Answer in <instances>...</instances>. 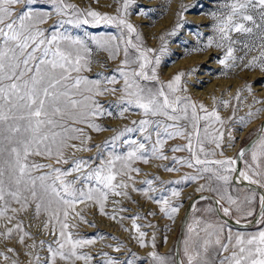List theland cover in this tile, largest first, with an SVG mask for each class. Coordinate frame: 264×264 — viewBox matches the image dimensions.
I'll list each match as a JSON object with an SVG mask.
<instances>
[{
    "label": "snow or ice",
    "instance_id": "6c2138e0",
    "mask_svg": "<svg viewBox=\"0 0 264 264\" xmlns=\"http://www.w3.org/2000/svg\"><path fill=\"white\" fill-rule=\"evenodd\" d=\"M46 2L51 5L50 11L36 10L34 5L37 0H0V218L11 223L17 213L26 212L29 208L34 209L37 217L42 213L48 216L43 227L49 229L51 226V234L55 236L53 243L56 246L48 244V258L42 261L37 255L36 264H56L57 258L65 261V264H74L75 261L91 264L92 257L78 252L77 249L92 241L73 239L72 233L68 231V217L75 211L77 203L85 201H94L103 213L109 192L114 195H127L126 192L118 191L128 185L123 181L116 182L117 177L138 172L139 169L131 166L135 160L148 162V149L145 143L137 140L124 141L130 148L126 155L112 153L104 160L102 153H98L100 166L89 169L86 175L77 176L73 180L66 177L73 171L80 172L87 162L76 160L73 168L62 170L32 159L55 158L57 163L62 160L67 163L63 159V149L75 148L76 145H69L68 142L84 135V129L76 125L84 124L94 131H101V127L93 119L105 114L113 115L112 112L105 113L96 99L106 93H121L119 104L124 106L120 111L121 116L129 108H136L144 117L132 122L136 127L125 128L112 137L113 143L125 133L136 131L144 134L143 139L148 141L154 132L156 141L151 153L162 159L166 158L159 154L165 138H185L186 145L172 149H187L191 153L190 161H176L195 168L197 172V175L185 177V180L194 181L203 178V173L209 174L210 181L220 182L210 190L216 192L220 200H225L229 205L222 209L225 215H229L234 208L237 213L253 216L255 192L239 199L234 198L228 191L233 179L231 173L237 171L234 167L236 159H207L208 156H214L215 151H206L205 144H214L216 149H220L224 137V132L215 127L217 124H224L216 111L215 98L214 106L209 111L205 105H197L189 97L177 95L181 91L180 82L184 73L176 74L167 83L159 81L157 67L160 57H151L149 54L154 50L142 47L137 28L127 19L131 0H122L115 16L91 9L81 11L64 0ZM17 5H21L19 10ZM53 12L58 16L70 13L75 17L57 21L61 26L64 23L78 26L81 22H104L114 24L119 29V36H111L104 41L93 37V42L106 50L110 59H114L123 46V59L116 70L119 79L123 81L120 88L102 87L105 82L116 85L119 82L116 75L105 76L103 80L89 79L81 75L82 72L90 70L91 49L83 40L63 32L54 31L50 36L47 35V30L40 25L46 23ZM146 12L142 8L139 13L132 14L143 15ZM213 16L217 20L215 28L219 37L215 47H226L224 58L219 63L228 67L229 60H243V56L234 55L237 50L234 45L239 43L245 55L247 52L258 51V55L248 60L245 67L259 66L264 70V0H225L221 14ZM81 17H84L82 21ZM233 34L243 39H234ZM213 43L209 39L207 47L213 46ZM154 82L159 83V87ZM236 98L239 99V92ZM223 103L225 106L228 104L227 101ZM259 111L261 110L257 109L256 113ZM256 113L249 111L247 115L251 118ZM182 121L187 122L192 131H187L181 124ZM239 122L243 125L246 123L245 118L240 117ZM107 144L105 142L103 147H107ZM247 147L251 152V160L240 175L249 184L264 188V122L256 129L253 140ZM245 154V149H241L238 155L242 158ZM201 155L205 159H201ZM45 168L49 170L42 171ZM174 170L171 167L166 169ZM128 178L131 179V176ZM91 181L95 183H89L87 190L77 187L78 182L84 184ZM146 183L150 184L151 181ZM173 183L179 184L181 181ZM204 188L205 185H201L198 190L202 191ZM171 194L174 197L179 196L176 189ZM156 203L160 204V211L169 219L179 211L178 206L170 204L163 196ZM259 205V223L264 224V194L259 196ZM135 220L134 217L132 227L139 234L140 246L144 247L145 233L139 232ZM56 224L60 228L58 235L55 233ZM200 224L198 219L195 226L189 225L190 235L184 242L185 259L180 264H264V228L253 234L229 232L224 236L222 225L205 223L201 228ZM14 230L21 233V243L30 235L24 231L21 223H16L13 228L7 229L5 237H9ZM40 243L43 246L45 242ZM152 247L155 248L154 238ZM213 253L216 259L213 258ZM148 256L154 264H176L175 259L161 256L155 251L149 252ZM4 259L7 260L8 257L5 256ZM103 264H134V261L127 259L117 262L109 258Z\"/></svg>",
    "mask_w": 264,
    "mask_h": 264
},
{
    "label": "rangeland",
    "instance_id": "374dc122",
    "mask_svg": "<svg viewBox=\"0 0 264 264\" xmlns=\"http://www.w3.org/2000/svg\"><path fill=\"white\" fill-rule=\"evenodd\" d=\"M67 4L75 5L81 11L89 9L95 10L101 14L110 16L117 15V9L121 7L122 0H64ZM225 0H131L129 15L127 19L134 24L140 34L142 47L154 50L149 55L151 57L159 56L160 64L157 67L159 81L167 83L178 73H184L181 77V91L176 93L182 97H189L197 105L203 104L209 111L213 108V98H215V108L224 121L223 125L217 124L216 128L224 132L221 142V148L216 149L214 144L206 143V151H215L214 156H208L207 159H226L234 158L235 151L243 144L254 132L255 126L261 118H264V70L259 66L251 68L245 67L248 60L258 55V51L245 52L241 44H236L237 49L234 52L236 57L243 56L244 59H237L235 62L227 61L228 67L219 63L224 58L226 47L217 48L215 42L219 40L216 32L217 20L213 14L219 16L223 11ZM17 10L21 5L16 6ZM36 10H51V5L46 0H37L34 5ZM146 9V14L139 13L141 9ZM75 19L69 13L65 16H58L54 12L46 23L40 25L46 29L47 35L54 31L63 32L73 38H79L91 49L89 57L91 60L90 70L84 71L81 75L89 79H101L105 76L116 75L120 61L123 59V46L121 52L114 58H109V53L97 46L93 42L96 40L104 41L111 36H119L120 31L114 24L101 22L96 24L64 23L62 26L57 21ZM84 17H81V21ZM91 20V18H88ZM55 26V27H54ZM174 33V34H173ZM234 39H243L233 34ZM209 39L214 41L213 46L207 47ZM163 49V51H161ZM259 65V61H257ZM116 85H109L106 82L102 87L122 86V79H119ZM159 87V83H155ZM250 88V90H249ZM239 92V99L236 98ZM121 93H106L96 97L107 114L95 117L93 122L101 127V131H94L84 124L76 125L84 129V135L80 139L69 141V145H76L75 148L67 147L63 149V160L56 162L55 158L45 159L42 157H33L37 163L51 165L53 168L68 170L73 168V162L76 160L85 161L86 166H82L80 172L73 171L66 179L73 180L75 177H83L89 169L100 166L101 160L98 153H102L104 160L110 157V154L126 155L130 150L125 140H137L145 143L148 149V162L135 160L131 163L133 168L139 169L138 172H130L128 176L117 177L116 182L123 181L128 186L118 191L126 192L127 195L108 194L104 202V211L101 213L100 206L94 201H85L77 203L75 211L68 217L67 223L70 225L68 231L72 233L73 239L91 240L92 243L84 244L77 251L92 257L91 264H103L106 259H112L117 262H124L132 259L134 264H154L148 256L149 252L155 251L161 256H167L174 259L173 242L177 234V228L183 214L185 199L198 193L201 185H205V192L215 194L219 201L220 209L229 207L225 200H220L219 195L210 189L216 187L220 182L209 180V174H201L203 178L194 181L185 180V177L195 176V168H189L184 163L176 161L191 160V153L185 149L183 151H172L175 147H183L187 140L182 137L165 138V143L160 149V155L166 158H156L151 153V148L155 144L156 135L151 133V139L145 141L142 133L139 131L125 133L119 140L112 142V137L122 132L125 128L136 127L133 121H139L144 118L139 109L129 108L120 115L122 107L119 104ZM223 101H227L225 106ZM259 101V103L257 102ZM260 109L258 113L256 110ZM256 113L254 117H248V112ZM244 117L246 123L241 125L239 118ZM162 119V118H161ZM203 124V122H201ZM181 124L187 131L192 129L187 122ZM108 142L107 147H103ZM101 146V147H98ZM198 151V147H197ZM222 153V154H221ZM175 158V159H174ZM205 159L203 155L200 157ZM251 152L248 150L242 157L240 171L243 172L250 163ZM119 162L117 167H119ZM174 168V171H166L167 168ZM214 167V166H213ZM45 168L42 171L47 172ZM240 172V173H241ZM233 173H231L232 176ZM151 181V183H146ZM181 181V183H173ZM94 185V181L77 183V187L87 190L88 184ZM176 189L179 196H172V190ZM228 191L234 198L243 199L246 195L256 194L252 210L255 213L259 204L260 193L244 185L230 183ZM168 199L169 203L178 206L172 219H169L160 211V204L156 203L161 197ZM16 207V205H13ZM211 209V211H209ZM223 211V210H222ZM76 213L80 215L77 216ZM12 215V213H9ZM230 216L237 220H249L251 217L237 213L233 208ZM254 215V214H253ZM139 226V232L145 233L143 237L145 246L141 247L139 243V234L133 229V218ZM82 218V219H81ZM61 219L63 216L61 214ZM200 220V227L205 223L223 226V235L227 236L229 232L235 234L241 232L244 234H253L264 228V224L259 223L258 217L254 225L239 229L227 224L217 215L215 204L207 197H198L192 203L188 214L186 215L183 235L180 240L179 260L184 257V242L188 239L190 233L189 225L195 226V221ZM48 216L42 213L40 216L34 214V209L29 208L26 212H20L15 215V219L10 223L7 219L0 218V264H36V256L41 260L48 258L47 245L53 243L55 236L51 234L52 228L45 229L44 222ZM21 223L25 232L30 235L25 237L24 242H20L18 231L14 230L9 237L4 233L8 228H13L14 224ZM59 224L55 225V233L59 234ZM203 236V232H201ZM155 242V248L152 242ZM44 241V245H41ZM35 245V247H31ZM119 249L118 251L116 249ZM12 249L13 251H8ZM106 254V255H105ZM8 257L7 260L4 257ZM213 258L216 259L213 253ZM56 264H65V261L57 258ZM74 264H84V261H75Z\"/></svg>",
    "mask_w": 264,
    "mask_h": 264
},
{
    "label": "water",
    "instance_id": "95a60500",
    "mask_svg": "<svg viewBox=\"0 0 264 264\" xmlns=\"http://www.w3.org/2000/svg\"><path fill=\"white\" fill-rule=\"evenodd\" d=\"M264 122V118H261L257 125L255 126L256 128L254 129L253 134L243 143L240 145V147L237 148V150L235 151V159H236V163L234 165V167L237 169L236 172H234L232 174L233 177V182L236 183L237 185H244L246 187H249L251 189H253L254 191H258L261 194H264V188H260L257 185H252L249 184L248 181L243 180V178L240 175V168H241V162H242V158L239 157V152L241 149H245V152L248 151V145L252 142L253 140V135L256 131V129H258V127L260 126V124ZM198 197H207L209 198L211 201L214 202L215 204V210L217 215H219L223 221H225L227 224H230L236 228L239 229H243V228H248L252 225L255 224V222L257 221L258 217H259V211H260V205L258 204L257 209L254 213V215L249 219V220H243L240 221L239 223H237V219L230 216V215H225L224 212L220 209V206L217 202V197L215 196V194H211L209 192H205V191H199L198 193H194L193 195L188 196L185 199V204H184V210H183V214L181 215V219L177 228V234L175 236L174 242H173V247H174V259L176 260V264H180V260H179V252H180V240L182 238L183 235V229H184V224H185V219H186V215L188 214V211L192 205V203L194 202L195 199H197Z\"/></svg>",
    "mask_w": 264,
    "mask_h": 264
},
{
    "label": "bare ground",
    "instance_id": "6f19581e",
    "mask_svg": "<svg viewBox=\"0 0 264 264\" xmlns=\"http://www.w3.org/2000/svg\"><path fill=\"white\" fill-rule=\"evenodd\" d=\"M235 158V157H234Z\"/></svg>",
    "mask_w": 264,
    "mask_h": 264
}]
</instances>
